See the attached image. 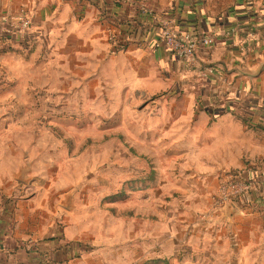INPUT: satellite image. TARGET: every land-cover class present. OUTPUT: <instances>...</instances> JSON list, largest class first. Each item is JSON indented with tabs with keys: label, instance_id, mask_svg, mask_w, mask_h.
Segmentation results:
<instances>
[{
	"label": "rangeland",
	"instance_id": "1",
	"mask_svg": "<svg viewBox=\"0 0 264 264\" xmlns=\"http://www.w3.org/2000/svg\"><path fill=\"white\" fill-rule=\"evenodd\" d=\"M38 50L0 57L5 201L30 230L63 231L83 251L69 264H264V218L200 216L191 190L199 178L187 176L195 158L176 144L171 112L192 104L173 96L169 77L150 82L161 86L145 97L122 70L78 74Z\"/></svg>",
	"mask_w": 264,
	"mask_h": 264
},
{
	"label": "crops",
	"instance_id": "2",
	"mask_svg": "<svg viewBox=\"0 0 264 264\" xmlns=\"http://www.w3.org/2000/svg\"><path fill=\"white\" fill-rule=\"evenodd\" d=\"M87 1L90 5L81 4ZM87 1L0 0V19L12 22L21 9H26L34 21L32 38L28 39L37 47L35 54L40 48L38 52L46 61L56 57L78 65V74L89 73L96 66L105 73L114 74V69L121 74L122 70L126 79L144 84L140 90L145 97L161 86L150 82H164L169 77L167 85L174 86L173 96H183L192 104L182 109L173 107L171 112L176 115L174 130H181L174 136L183 137L176 144L185 147L181 152H189L187 161L195 158L187 176L199 178L191 184V190L195 186L194 201L202 212L200 216L207 223L217 217L226 221L262 220L264 78L249 79L236 69L255 67L264 61V0H148V13L142 11L138 1ZM166 17H175L180 31L198 37L217 30L212 46L198 53L199 66L213 67L212 73L201 76L198 67L159 44V23ZM238 24L241 29L230 34ZM111 33L118 48L110 41ZM10 55L22 57L13 53L5 56ZM196 96L207 105L196 106ZM199 125L203 127L197 128ZM204 145L207 149L200 157L199 147ZM4 168L0 157V264H69L78 258L83 251L63 231L57 235L33 232L14 212V203L5 201V194L11 191ZM242 169L256 180V186L241 198L243 204H252L214 208L208 193L217 190L216 177ZM250 207L256 215L251 212L245 217Z\"/></svg>",
	"mask_w": 264,
	"mask_h": 264
},
{
	"label": "built area",
	"instance_id": "3",
	"mask_svg": "<svg viewBox=\"0 0 264 264\" xmlns=\"http://www.w3.org/2000/svg\"><path fill=\"white\" fill-rule=\"evenodd\" d=\"M118 1L124 3L138 1L141 4L142 11L145 13L149 12V8L147 7L148 0ZM33 23V18L26 9H21L16 19L12 22L8 19H0V47L15 46L29 51L32 45H34V41L28 39V37H31L30 32ZM240 29L241 26L238 24L230 34H235ZM158 35L160 45L165 46L186 63L198 67L201 76L213 72L214 68L211 66H199L198 53L201 48L212 46L217 36V30L198 37L193 33L180 31L175 17H166L159 23ZM26 40L29 42L26 43ZM110 41L118 48V43L113 33L110 35ZM255 186L256 180L244 177V173L242 175L225 173L221 177L217 192L212 196V205L214 208H222L230 203L238 205V201Z\"/></svg>",
	"mask_w": 264,
	"mask_h": 264
},
{
	"label": "trees",
	"instance_id": "4",
	"mask_svg": "<svg viewBox=\"0 0 264 264\" xmlns=\"http://www.w3.org/2000/svg\"><path fill=\"white\" fill-rule=\"evenodd\" d=\"M28 42H29V41L26 40V43H28ZM35 46H36L35 44L32 45V47L30 48L29 51H27V50L24 49V48L15 47V46H3V47H0V54H4V55H8V54H12V53H13V54H19V55H21L25 60H27V59H29L30 55L34 53V51H35V49H36ZM229 173H232V174H234V175H235V174H236V175H242V173H241L240 171H238V170H232V171H230ZM244 177H248L249 179L254 180V179H253L254 177L251 178V176L249 177L248 175H245V174H244ZM263 196H264V195H263ZM242 201H243V200H241V199H240V201H238V205H239V206L245 205V206L247 207L248 205H250V203L252 204V201L249 202V203H247V204H243Z\"/></svg>",
	"mask_w": 264,
	"mask_h": 264
},
{
	"label": "water",
	"instance_id": "5",
	"mask_svg": "<svg viewBox=\"0 0 264 264\" xmlns=\"http://www.w3.org/2000/svg\"><path fill=\"white\" fill-rule=\"evenodd\" d=\"M238 74L248 77L249 79H255L264 74V61L261 62L255 69H249L248 67H244L242 69H236ZM229 205H233L230 203Z\"/></svg>",
	"mask_w": 264,
	"mask_h": 264
}]
</instances>
